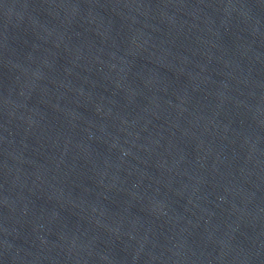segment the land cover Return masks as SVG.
Returning <instances> with one entry per match:
<instances>
[{
    "label": "water",
    "instance_id": "water-1",
    "mask_svg": "<svg viewBox=\"0 0 264 264\" xmlns=\"http://www.w3.org/2000/svg\"><path fill=\"white\" fill-rule=\"evenodd\" d=\"M0 264H264V0H0Z\"/></svg>",
    "mask_w": 264,
    "mask_h": 264
}]
</instances>
